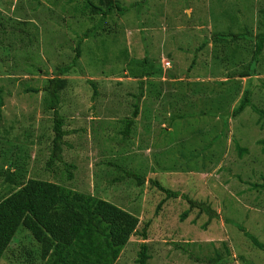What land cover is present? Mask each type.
Returning a JSON list of instances; mask_svg holds the SVG:
<instances>
[{"label":"rangeland","instance_id":"1","mask_svg":"<svg viewBox=\"0 0 264 264\" xmlns=\"http://www.w3.org/2000/svg\"><path fill=\"white\" fill-rule=\"evenodd\" d=\"M65 1H0V169L16 164L17 177L23 183L27 178L48 180L105 199L138 217L137 234L120 255L123 264H136L141 243L147 246L148 264H206L193 261L201 253L193 244L185 246L186 253L175 248L173 243L180 241L202 245L203 256H213L218 250L225 257V244L230 251L227 264H264V250L254 247L235 226L264 244V189L260 187L264 185V118L251 107L235 118H226L246 91L251 104L264 111V49L252 65L256 74L251 78L233 74L237 53L229 55V49L252 47L248 38L257 33L263 1L147 0L139 12L132 9L123 16L109 15L102 35L82 41L77 66L58 76L57 68L76 55L78 36L100 18V12L92 21L69 9L62 12ZM90 1L98 5L97 0ZM118 1L127 6L140 0ZM245 28L248 38L245 34L241 37L246 39L229 40L228 49L210 41L214 33L242 34ZM205 40L208 43L196 55L194 70L203 68L198 60L205 52L211 55L210 59L207 56L209 65L213 63L210 79L227 73L226 77L231 75L227 81L199 85L198 79L189 77L193 54L189 60L184 57ZM164 41L171 49H166ZM173 53L176 58H170ZM215 54L227 60L219 63V57L213 61ZM144 57L147 71L152 73L136 77L135 84L128 82L131 72L122 77L128 63L135 70L131 61ZM243 58L246 65L251 55L243 54ZM174 70L179 74L176 80ZM241 70L237 64V72ZM108 72L117 74L103 77ZM55 77L65 81L59 92V114L68 131L62 157L64 163L74 165L71 179L62 173L63 163L55 161L48 172L44 168L53 137V116L45 108L43 88ZM88 81L96 84L97 96ZM27 89H38V93ZM135 105L138 115L124 138L122 120L132 118ZM177 115L184 118L171 123V117ZM103 122H113L115 131L97 134V125ZM221 132L223 137L215 139ZM176 138L173 146L177 147L167 156L166 151L173 147L170 142ZM113 164L143 174L145 184L137 186L129 178L113 182L120 176ZM172 165L176 167L168 168ZM5 180L0 176V197L6 195ZM151 180L206 202L213 218L208 222V215L194 207L181 220L189 205L180 196L166 200L157 212L166 197ZM211 242L214 248H210ZM36 245L27 231L18 233L0 264H39Z\"/></svg>","mask_w":264,"mask_h":264},{"label":"trees","instance_id":"2","mask_svg":"<svg viewBox=\"0 0 264 264\" xmlns=\"http://www.w3.org/2000/svg\"><path fill=\"white\" fill-rule=\"evenodd\" d=\"M1 1V0H0ZM263 7L258 11L259 17L256 20L257 33L253 38H248V28H245V33H214L210 41L214 44H221L222 48L228 49V41H239L246 38H242L241 35H245L249 39L248 43H253L252 47H240L238 49H229V55L234 56L236 53L235 61H233L234 73L239 78L252 77L255 73V69H252V65L257 62L258 56L262 55L264 49V0ZM98 5H95L90 0H66L63 3V8L61 11L64 12L69 9L72 14L81 13L86 17L87 20L92 21L94 14H99V21L87 28L76 40V55L71 59V61L65 66L57 68V75L62 76L70 72L75 66L79 57L81 56V44L83 40L90 38H96L98 35H102L103 24L107 22L108 16L111 14H117L123 16L129 13L130 10L134 9L136 12L147 3V0H140L136 3L130 5H122L118 0H97ZM57 4V3H55ZM66 6V8H65ZM245 27V26H244ZM109 29L108 34L111 33ZM107 34V35H108ZM208 40H205L200 46L195 48L194 51L189 54H193L192 65L196 55L200 53L201 50L207 45ZM125 51V50H124ZM243 51V53H242ZM126 53V51H125ZM243 54L251 55L249 62L244 65ZM220 57V62H225L227 57L221 58L218 54L214 55L213 61H217ZM147 57L141 61L134 60L135 70L128 67L129 63L126 65L130 76L136 78L138 76H143L145 74L152 73L147 71L148 62ZM202 62H200L201 64ZM241 65V71L237 72V64ZM136 66H140L138 69ZM127 69H124L127 70ZM141 69V70H140ZM139 71L141 72L140 74ZM117 73L108 72L104 73L103 77H108L116 75ZM227 75V73L225 74ZM231 77V75H229ZM227 76V77H229ZM142 81V80H141ZM89 85L93 89L95 96L98 95L97 86L93 81H88ZM65 86V81L61 78L55 77L48 79L47 86L43 88L46 93L43 102L45 108L51 111L53 116L52 132L53 137L49 147V159L45 163V170H51V166L58 161L64 164V170L62 173H67V178L71 179L72 174L70 169L74 167L73 164H66L63 161V147L67 145L64 138L68 135V131L63 128L64 120L59 114V92ZM264 88V86H263ZM28 90V89H27ZM38 93L37 90H28L27 92ZM141 94V92H140ZM2 104V99L0 97V106ZM246 107H251L260 117L264 118V111L257 109L251 104L249 99V92L246 91L243 100L240 102L238 107H235L230 115L226 117L227 119L235 118L240 113L244 111ZM138 115V105H135L132 118L122 120L124 123V129L121 130L120 134L122 136L128 137L130 133V128L133 125V120ZM179 118H184V116H174L171 117L170 122L173 123ZM99 129L95 132L97 134L103 135L104 132L110 131L114 132L116 125L113 122H103L97 125ZM166 131L168 133H173ZM210 131V130H206ZM162 132H165L162 130ZM204 132V131H202ZM212 132V131H211ZM109 133V134H110ZM183 134V132H181ZM222 132L215 137V139L222 138ZM178 138L171 140L170 145H174ZM217 142L219 140H216ZM186 142V140L182 141ZM103 144H106L103 141ZM179 145V144H178ZM109 146V145H108ZM177 146L169 148L167 156L174 150ZM112 148V147H110ZM220 159V158H219ZM219 160L217 161V164ZM118 169L120 176L113 179V182L122 181L124 178H129L131 181H135L137 186L142 187L145 184V178L143 174L135 172L132 169L124 170L117 164L113 166ZM12 163L5 168L0 169V176L5 177V182L7 185L6 195L0 197V260L7 251L11 241L20 232L27 231L30 236H32L35 241L36 251L35 255L38 257L39 264H120L121 253L126 249L129 244V240L133 235L137 234V227L139 225V219L134 214L119 208L118 206L106 201L105 199L93 196L88 193H83L75 190L68 189L64 186L58 185L56 183L50 182L44 179L27 178L23 183L19 179L17 168L18 166L14 164V169ZM176 166H171L168 168H175ZM16 169V170H15ZM48 172V171H47ZM150 184L156 187L159 191L165 194V199H163L157 206V212L163 205V203L168 199H175L179 196L183 198L189 205V210H186L181 215V220L187 218L190 210L194 207L198 208L200 212H205L208 215V222L213 218V211L206 202H198L197 200L189 197L188 193L184 194L179 191H172L167 189L162 181L151 180ZM264 189V185L260 186ZM208 222L203 226H207ZM235 224V223H233ZM148 223L145 224L144 229H142L141 236L142 239H146V227ZM241 231L244 232V236L251 242V244L260 249L264 250V244L260 243L258 239L245 231L243 227L235 224ZM197 243V242H195ZM195 243H190L183 241L173 243L175 248L186 251L184 248L186 245L193 244L201 251L199 255H194L193 261L197 263L206 264H227L229 263L230 251L229 248L223 244V250L225 252V257L221 255L218 250L214 251V255L209 254L201 255L204 253L202 245H194ZM184 244V245H182ZM213 243H210V248ZM186 253V252H185ZM150 255L148 254L147 246L145 243L140 244L139 252L137 253L136 264H148ZM123 264V263H122ZM246 264H252V262L247 261Z\"/></svg>","mask_w":264,"mask_h":264},{"label":"crops","instance_id":"3","mask_svg":"<svg viewBox=\"0 0 264 264\" xmlns=\"http://www.w3.org/2000/svg\"><path fill=\"white\" fill-rule=\"evenodd\" d=\"M163 44H165L166 45V49H171L170 47H168L167 45L169 44H166V42L164 41L163 42ZM162 49H163V47H162ZM194 51V50H193ZM203 52V50H201L200 51V53H202ZM199 53V54H200ZM189 56H191L190 54L189 55H187L186 57H184V58H186L187 60H189ZM207 56H209V59L211 58V55H207L205 52L202 54V57L198 60V63L200 64V62H202L200 65H202L203 66V68L202 69H199V67L196 69V70H194V66H196V65H193V66H189V68L187 69V70H191V71H189V77H191V79L192 80H195V79H198V84L199 85H203V84H206V83H212V82H222V81H227V79L229 78L230 79V76L229 77H226V75L224 74V75H222L221 77L220 76H218V77H216V78H213V79H210V76H214V72H213V70L211 71V66H212V61L210 62V65H209V61L207 60ZM176 58V55L173 53V54H170V58ZM145 58V57H144ZM176 63V62H175ZM192 63V62H191ZM178 64V63H177ZM169 66V68H170V65H168ZM178 66V65H177ZM207 66H208V68L209 69H207ZM179 67V66H178ZM206 67V68H205ZM169 68L168 69H166V70H169ZM199 69V70H198ZM204 69H206V71H204ZM192 70H193V72H192ZM215 71H216V69H215ZM178 72V71H177ZM175 70H174V75H173V79H177V75H179L178 73H177ZM127 73H128V70H125L124 72H123V76L122 77H129V75H127ZM129 74V73H128ZM172 75V74H171ZM188 74L186 73V76H187ZM109 77V76H108ZM107 78V77H106ZM256 78V77H255ZM129 79H130V81H128V82H133L134 83V80H135V78H130L129 77ZM126 80H128V79H126ZM126 80H121V82H126ZM119 83V82H118ZM135 84V83H134ZM197 84V83H196ZM196 86V85H195ZM131 88H132V86H131ZM203 88H205V87H203ZM213 90H214V87L212 88ZM215 89H218V88H215ZM226 90V89H225ZM220 161V160H219Z\"/></svg>","mask_w":264,"mask_h":264},{"label":"clouds","instance_id":"4","mask_svg":"<svg viewBox=\"0 0 264 264\" xmlns=\"http://www.w3.org/2000/svg\"><path fill=\"white\" fill-rule=\"evenodd\" d=\"M167 65H169V63H166Z\"/></svg>","mask_w":264,"mask_h":264}]
</instances>
